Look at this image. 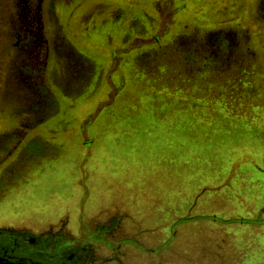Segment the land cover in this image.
<instances>
[{
  "label": "rangeland",
  "instance_id": "obj_1",
  "mask_svg": "<svg viewBox=\"0 0 264 264\" xmlns=\"http://www.w3.org/2000/svg\"><path fill=\"white\" fill-rule=\"evenodd\" d=\"M120 14L127 33L152 27L160 37L129 55L126 72L117 67L120 54L98 67L80 44L84 36L112 39L106 27ZM45 52L54 61L37 74ZM105 82L108 88L96 92ZM115 92V107L105 113ZM43 115L34 136H54L63 156L72 144L76 153L71 163L68 156L48 162L39 157L43 146L32 144L37 154L19 164L32 162L29 174L41 175L16 179L8 193L59 195L61 179L73 180L71 168L80 190L66 207L80 221L75 237L109 227L103 237L111 246H94L99 259L264 264L263 224L178 223L190 208L205 217L264 218V0H0V131L19 137ZM92 121L94 133L87 129ZM96 142L102 147L95 155ZM171 145L173 155L158 161V151ZM133 146L131 165L139 148L158 151L141 166L123 167ZM97 158L105 173L94 176ZM205 185L220 186L200 195Z\"/></svg>",
  "mask_w": 264,
  "mask_h": 264
},
{
  "label": "flooded vegetation",
  "instance_id": "obj_2",
  "mask_svg": "<svg viewBox=\"0 0 264 264\" xmlns=\"http://www.w3.org/2000/svg\"><path fill=\"white\" fill-rule=\"evenodd\" d=\"M144 5L145 8L150 7L149 2H145ZM67 11L68 7L63 6L61 13L65 14ZM178 14L180 15L182 12L179 11ZM122 17L123 16L120 14L117 21L112 24H108L106 27V29H108L112 34H110L112 39H108L107 37L105 40L98 37L88 38L84 36V41L80 42V44L87 47L89 53L92 52L91 54L95 57L98 67H109V60L114 58L113 56L116 54H120L118 57H122V59L118 62L117 67L126 72L131 66L129 58L130 54H141L142 46L145 44H158L160 41V37L153 33L152 27L145 28V32L135 34L134 36L133 32L127 33L125 25L121 24ZM166 33L167 32H165V34ZM121 34H124V37L121 41H119L117 38L121 37ZM132 36L133 38L129 39V37ZM112 46L114 48H112ZM41 56L43 57V62H41V60L35 65L37 74L47 69L48 66L52 64V61H54L53 55L50 54V52H45ZM107 88L108 86L106 85V82L102 83V86L99 85L97 87L96 92H104ZM117 94L118 92H115L108 104L103 107V111H105V113H112L111 109L115 107V103L112 102L114 99H117ZM59 96L58 98L53 96L52 99L56 100L58 103ZM44 116L45 115L41 116L40 120L38 119L36 122L29 121L28 123H33L32 126H26L28 129L23 130V133L19 137H14L15 139H12V135L9 131H0V145L3 144V147L0 148V264H115L114 262L117 261V257L99 259L96 254V248L94 247L97 244L99 245L98 247L111 246L105 242L103 237V234L108 233L109 227L100 225L97 227V231L95 233L85 235L81 238L75 237V233L79 229L80 221L74 214V211L66 210V207L68 204L72 205L73 199L80 192V190L78 184L73 178L74 173L71 172V168H69L70 171L66 170L65 172L68 171L67 173L71 174V177L73 176V180L68 181L61 179L60 185L62 188L59 189V191H61L59 195L55 193H47V196H44L41 200H37L34 197L28 198L24 192L14 197H11L8 193L9 190L13 188V184L17 182L16 179H20L25 182L28 181V177L30 181V177L33 178L41 175V173H37L35 176L31 175V173L29 174V171L32 170L30 167L32 162L28 165H22V168L19 164L22 161L26 162L25 155L30 157L28 154H31V156L37 154L35 153L36 150L34 151L32 144L40 143L39 145L43 146L44 152L43 150L41 151L43 152V155L39 157L46 155V161L48 162H51V160L59 161L68 156V162L71 163L70 161L72 157L70 154L76 153L72 144L74 137L71 135L70 142L72 144V150H69V155L65 156H63V152L59 151V148L56 147V143H54V132L52 134L53 138L51 137L50 139L48 136L46 141L41 139L40 136H34L33 132H31L34 131L32 128L39 130L40 127H42V123H44ZM111 118L115 117L111 116ZM129 119L132 118L129 117ZM131 122H134V120ZM30 128L31 130H29ZM96 128L97 124L95 121L90 122V126L87 127L88 132L90 133H94ZM37 134L45 135L46 133L40 131ZM90 141L92 140H89V142ZM97 144L98 142L95 144V155L99 152V150H101L100 147H102ZM174 149V145H171L168 148L162 147L159 151L150 149L149 147L147 149L139 148L141 156L137 159V165H131L129 160L131 157L135 156L136 151V146H133L134 155L130 157L125 155L121 161L123 162V167L125 165L128 168L138 167L141 166V163L145 161V158L147 157L148 159L152 153L156 154L157 151L160 153L157 157H155L159 161L160 158H163V156L173 155L171 151ZM180 150H182L185 158L188 151L187 146L185 150L183 147H181ZM91 167L92 171L95 173L94 176H98L100 173H105L104 165L98 162V158L95 162L93 161V163H91ZM258 173L260 174L259 181H264V167H261ZM91 178L95 180L93 174H91ZM219 186L220 185H205L201 188L200 195H207L208 191L215 192V189H218ZM199 198L200 196H196L193 201L194 205L198 203ZM3 200L4 202L1 203ZM96 200L97 199H93L90 203ZM262 208L264 209V207ZM179 218L181 219L178 223L196 219H212L214 221L222 219L226 221L225 223L229 224L234 223V221H239L240 223L246 225L255 223L264 225V218H260V216L259 218L241 216L225 219L213 214L205 217L198 214L192 215L191 208L190 212H187L186 215L180 216L178 219ZM257 219L260 221L256 222Z\"/></svg>",
  "mask_w": 264,
  "mask_h": 264
}]
</instances>
